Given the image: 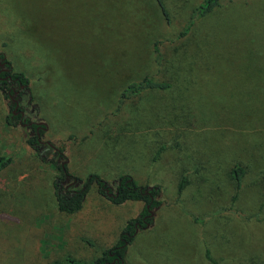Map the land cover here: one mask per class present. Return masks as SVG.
Returning a JSON list of instances; mask_svg holds the SVG:
<instances>
[{
    "label": "rangeland",
    "instance_id": "1",
    "mask_svg": "<svg viewBox=\"0 0 264 264\" xmlns=\"http://www.w3.org/2000/svg\"><path fill=\"white\" fill-rule=\"evenodd\" d=\"M201 1L163 0L166 23L154 0H0V53L35 104L24 117L45 123L42 141L66 143L69 174L160 186L154 223L136 232L124 264H264V89L254 65L264 67V0H221L179 38ZM145 76L171 87L118 109L120 92ZM9 114L0 92V158L10 162L0 169V264L100 257L142 204L115 205L94 183L79 212H60L51 155L28 149L35 131L9 125Z\"/></svg>",
    "mask_w": 264,
    "mask_h": 264
},
{
    "label": "trees",
    "instance_id": "2",
    "mask_svg": "<svg viewBox=\"0 0 264 264\" xmlns=\"http://www.w3.org/2000/svg\"><path fill=\"white\" fill-rule=\"evenodd\" d=\"M159 7L162 17L169 23V14L163 5V0H154ZM221 0H202L198 3L191 11L189 20L182 28L178 37L186 36L194 22L198 19L206 18L213 14L217 9L221 8ZM154 63L157 69H160L163 57L158 47V42L154 44ZM0 64L2 68L9 69L10 71H2L0 66V92L2 93L5 100L8 101L10 114L7 118V122L11 126H17L21 123L20 115H14V104L11 102L10 97L14 95L12 86L19 91V96L24 98V105L26 108L35 109L33 103V97L29 88V81L22 73H16L12 70L10 62L0 53ZM259 68V72L263 77V82L260 83L264 89V67L258 63L254 64ZM9 75V78L7 77ZM11 79L13 82H9ZM14 83V84H12ZM171 87L170 83L155 82L152 77L145 76L139 82H132L128 84L121 92L120 99L118 100V109L120 105L127 99L140 94L141 92L148 89H159L167 90ZM35 131V126L31 127ZM41 135L42 129L38 131ZM71 139V137L69 138ZM26 145L28 149L35 153L36 156L42 160H46L43 156L44 151L47 150L48 154L51 155L49 162L59 171V175L53 180L52 188L56 202L57 209L60 212L66 214H75L79 212L84 204L86 196L90 191L92 185L95 183L98 192L105 198L110 200L115 205L123 204L127 201L142 202L143 209L140 214L127 221L124 228L121 230L118 241L116 244L97 258L92 261H76L72 259L65 260L63 262H53L52 264H124V257L128 245L133 241L135 234L138 230L147 228L153 223L154 212L162 205V201L159 199L160 186H138L131 178L127 175H122L118 180L112 183H107L96 175H91L85 182L80 181L77 177L69 174L67 165L64 163L67 157L65 155L66 143L57 142L44 144L40 143L37 133L27 139ZM9 159L0 158V169L9 165ZM233 177L236 182V192L234 199L237 197V193L241 187V180L244 174V168L241 166L234 167L232 170ZM185 184V178L183 177L178 188V192H181ZM200 218L194 217V221H200Z\"/></svg>",
    "mask_w": 264,
    "mask_h": 264
},
{
    "label": "flooded vegetation",
    "instance_id": "3",
    "mask_svg": "<svg viewBox=\"0 0 264 264\" xmlns=\"http://www.w3.org/2000/svg\"><path fill=\"white\" fill-rule=\"evenodd\" d=\"M0 66L2 68L3 65L0 64ZM1 70L2 71H10L9 69H6V68H2ZM7 77L9 78V75H7ZM9 80H10L9 82H13L11 79H9ZM12 84H14V83H12ZM12 89L14 91V95L10 97L11 102L14 104V110L12 111V113L14 115H20V117H21V123L20 124H22L23 126H27L30 129H31L32 126H35V132L37 133V136H38V139H39L40 143H42V145H44V144H48L49 145L50 144L49 142H44V141L41 140L42 134L39 135V133H38V131L41 130V129L42 130H46L47 129L45 123L43 124V122H38V123L32 122V121H30V120H28L27 118L24 117L25 112H28L27 109H29V108L25 107L24 98L22 96H19V91L20 90H16L14 86H12ZM16 104L18 105L17 107H16ZM29 111H33V110L30 108ZM22 113H23V115H22ZM64 163H66V161Z\"/></svg>",
    "mask_w": 264,
    "mask_h": 264
},
{
    "label": "crops",
    "instance_id": "4",
    "mask_svg": "<svg viewBox=\"0 0 264 264\" xmlns=\"http://www.w3.org/2000/svg\"><path fill=\"white\" fill-rule=\"evenodd\" d=\"M140 203L142 204V209H143V203H142V202H136L137 205L140 204ZM142 209H141V211H142ZM141 211H140V212H141ZM153 223H154V222H153ZM153 223H152L150 226H152ZM148 227H149V226H148ZM148 227H147V228H148ZM145 229H146V228H145Z\"/></svg>",
    "mask_w": 264,
    "mask_h": 264
},
{
    "label": "water",
    "instance_id": "5",
    "mask_svg": "<svg viewBox=\"0 0 264 264\" xmlns=\"http://www.w3.org/2000/svg\"><path fill=\"white\" fill-rule=\"evenodd\" d=\"M18 105L16 104V107H17ZM22 115H23V113H22ZM42 124V123H41ZM44 124V123H43Z\"/></svg>",
    "mask_w": 264,
    "mask_h": 264
}]
</instances>
